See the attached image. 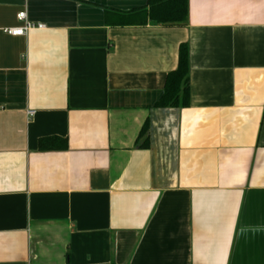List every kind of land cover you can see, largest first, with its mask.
<instances>
[{
    "label": "crops",
    "instance_id": "1",
    "mask_svg": "<svg viewBox=\"0 0 264 264\" xmlns=\"http://www.w3.org/2000/svg\"><path fill=\"white\" fill-rule=\"evenodd\" d=\"M145 4L0 0V264H264V0L105 23ZM182 43L189 104L154 107Z\"/></svg>",
    "mask_w": 264,
    "mask_h": 264
},
{
    "label": "trees",
    "instance_id": "2",
    "mask_svg": "<svg viewBox=\"0 0 264 264\" xmlns=\"http://www.w3.org/2000/svg\"><path fill=\"white\" fill-rule=\"evenodd\" d=\"M187 0H146V4L129 11L104 8V20L108 25H144L146 23L160 26H185L187 24ZM189 58L188 46L182 43L177 51V64L167 73L164 87L154 107L183 108L189 104ZM136 145L148 146L147 122L139 132ZM67 148L66 139L49 136L38 140V149L63 150Z\"/></svg>",
    "mask_w": 264,
    "mask_h": 264
},
{
    "label": "built area",
    "instance_id": "3",
    "mask_svg": "<svg viewBox=\"0 0 264 264\" xmlns=\"http://www.w3.org/2000/svg\"><path fill=\"white\" fill-rule=\"evenodd\" d=\"M16 18L18 21L21 22L20 25H17L15 27H8L4 28L3 31L7 34L10 35H23L25 34L28 30L30 29H35V28H42L44 25L42 23H37V22H31L26 18L25 12L20 11L16 14ZM30 114L32 111L29 112Z\"/></svg>",
    "mask_w": 264,
    "mask_h": 264
}]
</instances>
